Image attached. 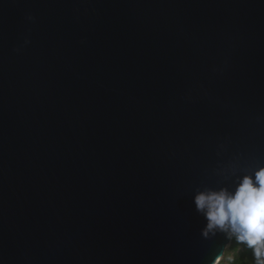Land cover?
<instances>
[{"label": "water", "instance_id": "obj_1", "mask_svg": "<svg viewBox=\"0 0 264 264\" xmlns=\"http://www.w3.org/2000/svg\"><path fill=\"white\" fill-rule=\"evenodd\" d=\"M260 165L264 0H0V264H210Z\"/></svg>", "mask_w": 264, "mask_h": 264}, {"label": "clouds", "instance_id": "obj_2", "mask_svg": "<svg viewBox=\"0 0 264 264\" xmlns=\"http://www.w3.org/2000/svg\"><path fill=\"white\" fill-rule=\"evenodd\" d=\"M192 202L204 220V239L222 234L229 242L225 250L234 241L240 250L250 251V257H243L245 261L264 264V165L237 176L231 188L203 187L195 191ZM222 258L223 253L215 255L210 264H220Z\"/></svg>", "mask_w": 264, "mask_h": 264}, {"label": "trees", "instance_id": "obj_3", "mask_svg": "<svg viewBox=\"0 0 264 264\" xmlns=\"http://www.w3.org/2000/svg\"><path fill=\"white\" fill-rule=\"evenodd\" d=\"M233 257V259H229V257ZM244 256H251L250 251H242L240 250V246L236 245L233 241L229 248H227L226 253L221 260L220 264H250V261H245L243 259Z\"/></svg>", "mask_w": 264, "mask_h": 264}, {"label": "rangeland", "instance_id": "obj_4", "mask_svg": "<svg viewBox=\"0 0 264 264\" xmlns=\"http://www.w3.org/2000/svg\"><path fill=\"white\" fill-rule=\"evenodd\" d=\"M241 247V246H240ZM229 248V247H228Z\"/></svg>", "mask_w": 264, "mask_h": 264}]
</instances>
